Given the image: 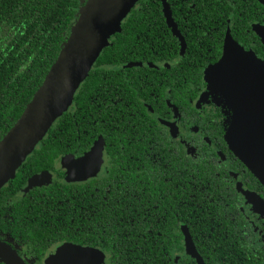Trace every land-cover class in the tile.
<instances>
[{
    "label": "trees",
    "instance_id": "16d2710c",
    "mask_svg": "<svg viewBox=\"0 0 264 264\" xmlns=\"http://www.w3.org/2000/svg\"><path fill=\"white\" fill-rule=\"evenodd\" d=\"M81 3V0H0V138L19 117L56 59ZM169 5L174 6L175 0H170ZM161 10L162 0H137L98 55L93 68L75 92L72 104L57 118L14 176L0 188V228L8 229V235L2 238L10 246L27 238L37 244L45 237L72 238L95 245L103 236L109 237L106 233L117 227L120 217L134 216L149 206L145 192L149 172L143 169L150 152L147 148L150 135L144 118L139 121L142 133L136 130L138 133L132 135V115L127 114L125 108L115 111L107 107L101 97L111 95L117 88L123 91L132 89V55L135 51L137 56L149 59L158 58L165 51L170 52L169 58L176 55L178 40L167 26ZM170 13L175 18L177 11ZM196 51L200 52L196 46L187 44L181 60L174 64V67L179 65L184 69L185 82L181 91L185 96L193 91V86L201 84V71L208 66L206 63L215 60L205 61L202 56L201 61H194ZM218 52L220 43L210 55ZM140 68L144 72L154 69L145 65ZM168 81L171 83V76ZM97 134H101L106 143H111L108 152L112 158H125L129 154L137 157L129 161L132 170L136 168L132 199L117 197L118 201L105 202L102 194L93 188L74 190L66 183L53 182L5 205L6 199L17 195L27 176L50 169L55 157L74 149L67 144L75 142L88 146ZM203 161L204 164L195 170L192 158L186 157L182 161L180 168L186 181L175 211L181 213V219L195 241H202L200 247L210 264L214 258L221 264H229V256L239 252V238L233 229L239 218L232 220L231 205H224L227 199L225 181L220 182L212 164H208L209 159ZM104 224L106 233L101 228ZM122 226L129 224L123 223L119 228ZM36 232L37 236L40 235L39 240H35ZM142 240L136 239V244H142ZM152 244L154 246L155 241ZM138 254H122L119 257L121 264H162L160 257L156 261L155 256L148 253L141 254V258ZM149 258L152 260L147 263ZM164 264L174 263L172 258H167Z\"/></svg>",
    "mask_w": 264,
    "mask_h": 264
},
{
    "label": "flooded vegetation",
    "instance_id": "af4514ba",
    "mask_svg": "<svg viewBox=\"0 0 264 264\" xmlns=\"http://www.w3.org/2000/svg\"><path fill=\"white\" fill-rule=\"evenodd\" d=\"M163 2L176 32L167 21ZM169 3L170 0H162L161 11L171 33L178 40L179 49L176 55L169 58L167 55L170 52L165 51L160 57L149 59L137 56L135 51L132 55V89L123 91L117 88L111 95L101 97L107 107L115 111H123L125 108L127 114L132 115V135L142 133L139 121L144 118L146 131L148 136L150 135L147 141L150 152L143 169L149 172V180L145 186L146 203L149 206H145L144 210L138 211L134 216L120 217L114 230L109 227L112 232L106 233L105 224L101 225L103 233L109 237L103 236L95 245L72 238L45 237L37 244L27 238L15 241V246H10L4 241L5 238H2L8 235V229L0 228V241L12 249L24 264H54L53 259H49V253L54 249L59 250V246L64 243L97 249L102 254L103 264H121L119 257L122 254L131 256L136 252L140 258L141 254L145 253L155 256L156 261L160 257L162 264L167 258H172L174 264H210L208 256H205L200 247L203 245L202 241H195L181 219V213L175 211V208H178L180 192L185 188L186 179L184 180L180 166L186 157L192 158L193 170L202 166L204 159H209L208 164H212L220 182L224 180L226 183L227 199L224 205H231L232 220L239 218L233 227L235 236L239 238V252L235 256H229V264H264V216L254 210L243 194L244 190H248L264 200V185L230 148L225 135L232 116L231 108L222 94L209 86L205 78L206 68L222 56L227 38L244 50L251 51L264 62V32L260 33L255 29L256 25L264 26V0H175L174 6ZM170 11H177L174 13L175 18ZM219 43L220 52L210 55ZM187 44L196 46L200 51H196L197 57L194 61H201L202 56L206 58L205 61L215 60L206 63L208 66L201 71V84L198 87L193 86V91L185 96L181 91L185 82L184 69L179 65L174 67V64L181 60ZM143 60L144 62H141ZM143 65L154 69L144 72L140 68ZM169 76L172 78L171 83L168 81ZM97 142L101 144V157L96 173L85 179L71 180L66 168L61 164L62 158L69 156L76 161L88 153ZM74 143L67 144L73 146V150L53 159L50 169L27 176L17 195L6 199L5 205L16 202L30 191L46 188L53 182L66 183L74 190L83 188L86 191L93 188L102 194L105 202L111 199L118 201L117 197L128 196L132 199V179L135 180L136 168L132 170L129 161L136 159V156L129 154L125 158H112L108 152L111 143H106L101 134H97L88 146ZM176 159L179 162L176 163ZM163 166L165 168H162ZM44 171L50 173L49 181L25 191L27 179ZM162 174L171 176L162 177ZM191 176L192 172L189 174V177ZM125 177L129 179L125 180ZM130 207L132 210V203ZM168 220L171 221L167 222ZM123 223L129 226L119 228ZM37 233L35 240L40 238ZM138 238H143L142 244H136ZM186 238L194 249L193 254L187 251ZM152 241H155L154 246ZM62 248L66 247L60 249ZM136 248L140 250L136 251ZM151 260L152 258L146 259V262ZM0 264L8 263L0 257ZM212 264L221 263L214 258Z\"/></svg>",
    "mask_w": 264,
    "mask_h": 264
},
{
    "label": "water",
    "instance_id": "95a60500",
    "mask_svg": "<svg viewBox=\"0 0 264 264\" xmlns=\"http://www.w3.org/2000/svg\"><path fill=\"white\" fill-rule=\"evenodd\" d=\"M81 2L56 59L19 117L0 138V188L72 104L78 87L137 0ZM163 8L175 31L165 2ZM206 70L209 86L222 94L232 111L225 135L230 148L264 185V62L227 38L222 56ZM100 157L101 144L97 142L76 161L68 156L62 158L61 164L71 180H80L96 173ZM49 178V172L35 173L27 179L24 190L44 184ZM243 194L254 210L264 216V200L248 190ZM0 257L8 264H24L1 241Z\"/></svg>",
    "mask_w": 264,
    "mask_h": 264
},
{
    "label": "rangeland",
    "instance_id": "374dc122",
    "mask_svg": "<svg viewBox=\"0 0 264 264\" xmlns=\"http://www.w3.org/2000/svg\"><path fill=\"white\" fill-rule=\"evenodd\" d=\"M255 29L260 33L264 32V26L256 25ZM205 78H209L207 70H205ZM186 243L188 253L193 254L194 249L187 238ZM61 247L66 248L60 249ZM49 254V259H53L54 264H103L102 254L97 249L74 243H64L59 246V250L54 249Z\"/></svg>",
    "mask_w": 264,
    "mask_h": 264
}]
</instances>
